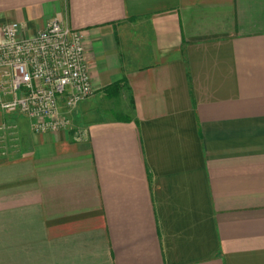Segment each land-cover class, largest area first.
<instances>
[{"label":"crops","instance_id":"1","mask_svg":"<svg viewBox=\"0 0 264 264\" xmlns=\"http://www.w3.org/2000/svg\"><path fill=\"white\" fill-rule=\"evenodd\" d=\"M53 15L115 110L0 108V264H264V0H0Z\"/></svg>","mask_w":264,"mask_h":264},{"label":"built area","instance_id":"2","mask_svg":"<svg viewBox=\"0 0 264 264\" xmlns=\"http://www.w3.org/2000/svg\"><path fill=\"white\" fill-rule=\"evenodd\" d=\"M93 93L83 33L51 16L33 35L0 23V108L26 114L34 131L70 126L68 111Z\"/></svg>","mask_w":264,"mask_h":264},{"label":"rangeland","instance_id":"3","mask_svg":"<svg viewBox=\"0 0 264 264\" xmlns=\"http://www.w3.org/2000/svg\"><path fill=\"white\" fill-rule=\"evenodd\" d=\"M80 105L82 106L80 114L84 115V116L86 115L87 118L94 116V114H91V110H95L92 108L95 105L99 108V110H101V111L106 110L107 113H110L111 111L115 110V107H114L113 102L111 100H109V101L102 100V101H99L98 103L97 102L90 103V99L88 98L82 102H79L77 105H75L73 108H71L73 110V112L69 113V118L75 126L79 122L78 119H79L80 114L78 112V107Z\"/></svg>","mask_w":264,"mask_h":264}]
</instances>
